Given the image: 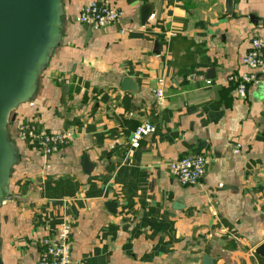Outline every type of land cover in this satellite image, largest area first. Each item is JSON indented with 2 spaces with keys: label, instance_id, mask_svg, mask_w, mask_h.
<instances>
[{
  "label": "crops",
  "instance_id": "crops-1",
  "mask_svg": "<svg viewBox=\"0 0 264 264\" xmlns=\"http://www.w3.org/2000/svg\"><path fill=\"white\" fill-rule=\"evenodd\" d=\"M93 2L122 16L89 25L87 36L78 14ZM61 5L60 42L33 98L15 111L16 163L0 206L3 264H36L38 242L62 221L71 227L70 264H202L203 256L264 264L255 255L264 242V71H254L244 97L229 81L250 73L241 60L264 37V0ZM146 7L153 19L141 21ZM123 78L134 92L121 91ZM144 121L154 131L129 150ZM31 123L70 132V141L38 152L17 135ZM197 155L208 160L203 176L179 184L168 164Z\"/></svg>",
  "mask_w": 264,
  "mask_h": 264
},
{
  "label": "water",
  "instance_id": "water-1",
  "mask_svg": "<svg viewBox=\"0 0 264 264\" xmlns=\"http://www.w3.org/2000/svg\"><path fill=\"white\" fill-rule=\"evenodd\" d=\"M149 15L146 7L141 21ZM61 16V0H0V206L8 197L16 163L7 126L15 122L18 106L30 101L36 92L39 77L61 39ZM91 28L84 26L87 36ZM120 89L135 91L129 78L122 79ZM83 167L85 171L90 167L86 159ZM107 207L113 211L114 204ZM255 255L264 259V242L255 249ZM202 264H212L211 259L203 256Z\"/></svg>",
  "mask_w": 264,
  "mask_h": 264
},
{
  "label": "built area",
  "instance_id": "built-area-1",
  "mask_svg": "<svg viewBox=\"0 0 264 264\" xmlns=\"http://www.w3.org/2000/svg\"><path fill=\"white\" fill-rule=\"evenodd\" d=\"M122 13L104 4L91 3L80 9L78 22L83 25H92L99 28L108 27L118 23ZM149 19H153L150 16ZM264 50V37L253 38L250 50L243 56L242 64L250 70L239 76H231L229 81L234 84L235 90L240 97H244L247 87L254 80V71H264V60L261 52ZM210 82L207 81L206 84ZM163 82H159L155 91L157 99L163 98ZM154 131L150 122L144 121L131 133L129 150L139 148L142 140ZM17 135L22 140L31 144L32 147L45 155L54 154L70 141V132L48 133L39 128L35 123L20 125L17 127ZM235 153L238 150H234ZM208 160L200 155L183 157L168 164L171 175L184 186L196 185L203 176ZM70 232L71 227L66 221H62L55 231L43 237L37 245L36 264H70Z\"/></svg>",
  "mask_w": 264,
  "mask_h": 264
},
{
  "label": "rangeland",
  "instance_id": "rangeland-1",
  "mask_svg": "<svg viewBox=\"0 0 264 264\" xmlns=\"http://www.w3.org/2000/svg\"><path fill=\"white\" fill-rule=\"evenodd\" d=\"M15 122H13V123H10V124H8V126H7V132H8V135L9 136H11L12 138L14 137V135H13V124H14ZM13 141V140H12Z\"/></svg>",
  "mask_w": 264,
  "mask_h": 264
},
{
  "label": "trees",
  "instance_id": "trees-1",
  "mask_svg": "<svg viewBox=\"0 0 264 264\" xmlns=\"http://www.w3.org/2000/svg\"><path fill=\"white\" fill-rule=\"evenodd\" d=\"M23 126H26L25 124H23ZM13 140V139H12ZM13 142V141H12ZM31 145V144H30ZM51 191H48L44 193V195H46L47 197H50V198H58L60 196L56 195L55 193H50ZM48 193V194H47Z\"/></svg>",
  "mask_w": 264,
  "mask_h": 264
}]
</instances>
